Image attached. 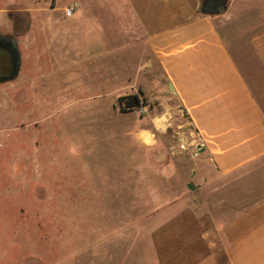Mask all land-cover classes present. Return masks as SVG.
<instances>
[{"label":"crops","instance_id":"obj_1","mask_svg":"<svg viewBox=\"0 0 264 264\" xmlns=\"http://www.w3.org/2000/svg\"><path fill=\"white\" fill-rule=\"evenodd\" d=\"M59 1L52 8L19 7L35 15L23 37L25 58L31 49L36 56L35 83L46 72L44 64H52L53 73L61 68L56 61L65 63L69 75L82 77L62 93L68 95L65 109L97 111L98 119L88 115L84 127H100L99 108L113 109L120 96L140 91L158 110L173 100L184 117L180 131L186 144L194 140L196 149L204 148L195 155L189 149L197 179L194 205L201 208L180 223L193 225L120 229L99 240L92 258L85 250L75 264H264V0H225L217 14L201 10L204 0ZM72 3L77 7L67 17L64 8ZM100 13L107 23L98 20ZM85 15L98 23L84 21ZM39 103H33L35 112ZM162 116L153 110L142 117L149 128L134 125L129 133L154 141L155 133L170 132L157 125ZM45 118L33 120L34 135ZM10 130L0 128L4 144ZM85 131L82 142L93 135L90 128L89 136ZM20 141L19 136L18 151L12 152L17 180L25 185L36 179V189L50 188L52 168L41 171V164L30 160L34 152L27 157ZM43 172L47 178L36 184ZM8 264L15 263L9 258Z\"/></svg>","mask_w":264,"mask_h":264},{"label":"rangeland","instance_id":"obj_2","mask_svg":"<svg viewBox=\"0 0 264 264\" xmlns=\"http://www.w3.org/2000/svg\"><path fill=\"white\" fill-rule=\"evenodd\" d=\"M50 3L60 6L59 0H0V9L9 4L35 8L49 7ZM5 16L0 11V25L7 23ZM29 17L35 20L34 14ZM90 18L85 15L83 19L98 23ZM100 19L107 23L105 13L99 14ZM92 31L97 34L96 29ZM33 50L26 53V58L24 52L20 76L0 85V128H11L6 144L0 139V264H8L9 258L15 264H75L81 261L85 250L90 251L88 256L92 258L99 240L120 229L146 231L193 225L192 221H180L200 212V205H194V189L187 188V183L195 187L197 182L189 149L194 155L198 149L194 140L186 144L180 131L184 117L175 102L169 100L158 110L151 100L140 95L147 106L143 113L135 109L121 112L116 104L113 109L104 104L99 108L103 124L84 127L88 115L98 119L97 111L65 109L68 95L62 93L73 83L82 82V77L69 75L62 69L65 63L56 61L57 68H61L53 73L52 64H44L42 71L46 72L36 84ZM34 101L40 102L38 112L33 109ZM153 110L164 115L166 120L161 117L156 123L164 130L168 127L170 134L155 133L154 141H146L129 133L134 125L149 128L142 117ZM45 117L41 133L34 135L33 120L42 121ZM24 123L32 126L24 129ZM19 127H23L19 135L22 151L27 157L33 152L36 155L27 160L38 161L41 171L52 168L48 175L50 188L36 189V179H28L25 185L17 180L18 160L13 162V155L18 151ZM84 128L87 136L88 128L91 129L93 141L90 137L81 141ZM71 137L78 140L72 141ZM37 178L36 184L47 178L46 173ZM43 197L47 199L41 201ZM203 208L207 210L209 206Z\"/></svg>","mask_w":264,"mask_h":264},{"label":"flooded vegetation","instance_id":"obj_3","mask_svg":"<svg viewBox=\"0 0 264 264\" xmlns=\"http://www.w3.org/2000/svg\"><path fill=\"white\" fill-rule=\"evenodd\" d=\"M50 8L53 5L48 4ZM7 23L0 25V85L15 81L22 71L25 52L22 38L30 30L29 13L9 4L5 9Z\"/></svg>","mask_w":264,"mask_h":264},{"label":"water","instance_id":"obj_4","mask_svg":"<svg viewBox=\"0 0 264 264\" xmlns=\"http://www.w3.org/2000/svg\"><path fill=\"white\" fill-rule=\"evenodd\" d=\"M224 8H225V0H204L201 6V10L207 14L222 13L224 11ZM169 87L171 91L174 92L172 86L170 85ZM197 149L198 152H202L204 150V148L200 145L197 147ZM187 188L189 190H193L194 186L192 185V183H187Z\"/></svg>","mask_w":264,"mask_h":264},{"label":"trees","instance_id":"obj_5","mask_svg":"<svg viewBox=\"0 0 264 264\" xmlns=\"http://www.w3.org/2000/svg\"><path fill=\"white\" fill-rule=\"evenodd\" d=\"M140 95L141 93L139 91L138 93L120 96L115 104L119 106L121 112L133 110L140 103L141 99H143Z\"/></svg>","mask_w":264,"mask_h":264},{"label":"built area","instance_id":"obj_6","mask_svg":"<svg viewBox=\"0 0 264 264\" xmlns=\"http://www.w3.org/2000/svg\"><path fill=\"white\" fill-rule=\"evenodd\" d=\"M77 7V3H72L64 8V14L67 17H71L75 11V8ZM119 109V106H118ZM135 110H138L140 113H143L146 111L147 106L142 103V99L140 103L134 108Z\"/></svg>","mask_w":264,"mask_h":264}]
</instances>
